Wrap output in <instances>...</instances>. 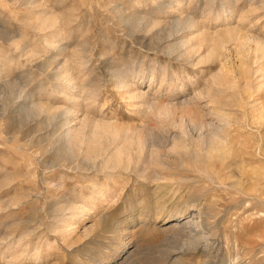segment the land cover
Instances as JSON below:
<instances>
[{"label":"rangeland","instance_id":"rangeland-1","mask_svg":"<svg viewBox=\"0 0 264 264\" xmlns=\"http://www.w3.org/2000/svg\"><path fill=\"white\" fill-rule=\"evenodd\" d=\"M258 42L264 0H0V264H264Z\"/></svg>","mask_w":264,"mask_h":264},{"label":"bare ground","instance_id":"bare-ground-1","mask_svg":"<svg viewBox=\"0 0 264 264\" xmlns=\"http://www.w3.org/2000/svg\"><path fill=\"white\" fill-rule=\"evenodd\" d=\"M177 25H176V28L178 29V30H181V29H185V30H188V29H190V28H192V27H194V24H193V22H178V23H176ZM224 43V42H223ZM258 46H260V51L262 50L263 52H264V43L263 42H258ZM219 47V46H218ZM222 47V46H221ZM219 49V48H218ZM172 51H174L175 49H171ZM259 52V51H258ZM261 53V52H260ZM213 56H214V54H212ZM212 56V57H213ZM118 77L120 78V80H122L121 79V77L118 75ZM123 78V77H122ZM126 82V81H125ZM75 87V86H74ZM67 96V95H66ZM26 109V111H28V114H30V113H32V112H34V108L33 109H27V108H25ZM37 109V108H36ZM35 109V110H36ZM164 111V114L165 115H169V111L168 110H163ZM65 113V112H64ZM71 113V112H70ZM67 125V124H66ZM65 135H68V133H64ZM182 140V139H181ZM188 142H186L185 140H183L182 142H180L179 144H178V148L179 149H182V150H187V148L189 147V144H187ZM90 158H91V156H90ZM88 159V158H87ZM87 159H86V161H87ZM90 160V162H91V160L92 159H88V161ZM93 163H94V161H93ZM118 163V162H117ZM89 164V163H88ZM95 164V163H94ZM90 165V164H89ZM110 165V164H109ZM128 165V164H127ZM92 166V165H91ZM93 167H95V166H93ZM199 167V166H198ZM224 166H222V164H220V163H217V162H213V163H209L205 168H203V166L202 167H199V170L200 171H202L201 173H204L205 172V169H206V174L208 175V177H211V178H214L213 177V175H219V173H220V170H221V168L224 170V168H223ZM222 170V171H223ZM204 171V172H203ZM217 172H219V173H217ZM231 184H232V186L231 187H233V188H235L234 190L236 191V192H245V191H243L244 189L241 187L242 185H240V183H238L237 181L236 182H231ZM196 195V194H195ZM191 196H193V195H191ZM198 196V195H197ZM196 197V196H195ZM198 199H200V197L198 196ZM199 202V201H198ZM260 205H262L264 202H263V200L262 199H260L259 200V202H258ZM259 205V206H260ZM195 206V205H194ZM197 215L200 217V216H202L203 217V219H202V217H201V221H200V223L199 224H197V225H195V227H203V225L206 223V225L207 226H209L210 227V225H211V223L212 224H214L215 222H211V220L212 219H214L215 217H214V212L213 211H211L210 209H209V206H206V207H202V208H198V211H197ZM176 223V222H175ZM176 226H177V228H175V230L178 232V234H179V236H181L182 235V233H184V231H185V229H186V227H189L188 225H190L188 222H185L184 224H180V223H176L175 224ZM219 225L220 224H217V228H219ZM206 226V227H207ZM213 226V225H212ZM211 226V227H212ZM223 226V225H222ZM204 227H205V225H204ZM206 229V228H205ZM208 229V228H207ZM186 232V231H185ZM190 234V233H189ZM187 236V235H186ZM189 236V235H188ZM187 236V237H188ZM190 237H188V239H189ZM239 238V237H238ZM194 239V238H193ZM242 240V239H241ZM190 241V240H189ZM195 241V240H194ZM189 244V243H188ZM197 246H198V244H197ZM174 248V247H173ZM195 249H197V248H195ZM190 250V249H189ZM203 251V250H202ZM206 251V250H205ZM237 264H239V263H237Z\"/></svg>","mask_w":264,"mask_h":264}]
</instances>
